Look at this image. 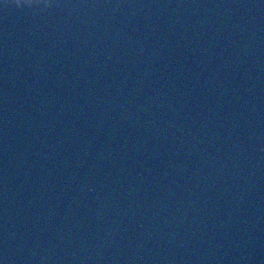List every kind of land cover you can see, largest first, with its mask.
<instances>
[{
    "label": "water",
    "instance_id": "obj_1",
    "mask_svg": "<svg viewBox=\"0 0 264 264\" xmlns=\"http://www.w3.org/2000/svg\"><path fill=\"white\" fill-rule=\"evenodd\" d=\"M0 264H264V0H0Z\"/></svg>",
    "mask_w": 264,
    "mask_h": 264
}]
</instances>
